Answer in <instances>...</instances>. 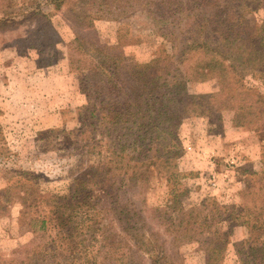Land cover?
Returning <instances> with one entry per match:
<instances>
[{
    "label": "rangeland",
    "instance_id": "obj_1",
    "mask_svg": "<svg viewBox=\"0 0 264 264\" xmlns=\"http://www.w3.org/2000/svg\"><path fill=\"white\" fill-rule=\"evenodd\" d=\"M55 1L0 0V21L4 20L0 22V264H28L39 244L55 239L51 215H43L48 208L41 204L32 208L30 195L65 197L102 177L103 144L91 150L98 135H91L85 111L95 81L83 89L81 68H85L76 61L84 58L83 53L104 50L126 63L144 65L150 77L168 73L175 97L196 99L193 106L186 105L195 112L178 130L180 144L169 151L167 162L153 168L152 178L138 187L140 194L132 195L120 185V173L113 169L105 180L106 185L115 183L109 195L95 196L114 201L116 211L143 210L140 215L150 230L165 239L164 247L178 257L174 263L211 264L206 247L220 237L223 249L218 264H240L238 248L251 243V235L227 217L231 209L244 204V195H264L260 175L264 115L260 127L254 120L237 126V105L249 96L244 89L264 93V85L247 77V84L238 88V72L221 84L217 77L203 78L200 68H187L205 59L189 52L193 40L208 36L212 42L217 33L231 39L243 30L231 13L233 6L223 11L222 0H88L85 5L81 0H64L56 10ZM234 5L254 8L257 2L238 0ZM81 9L92 18L90 27L75 19ZM254 21L258 18L247 16L248 34ZM203 24L206 27L201 28ZM223 47L225 52L229 46ZM175 54L183 62L179 70ZM260 109L257 106V114ZM19 182L30 195L19 188ZM6 187H10L7 193ZM175 195L181 208H172ZM48 200L53 208L58 203L54 197L45 198V203ZM142 200L145 204L140 206ZM188 210L194 211L192 217L201 212L198 220L207 221H197L190 236L176 245L170 233L186 228ZM118 217L111 210L109 218L121 230ZM165 222L170 232L165 231ZM41 231H46L43 238L36 235Z\"/></svg>",
    "mask_w": 264,
    "mask_h": 264
},
{
    "label": "trees",
    "instance_id": "obj_2",
    "mask_svg": "<svg viewBox=\"0 0 264 264\" xmlns=\"http://www.w3.org/2000/svg\"><path fill=\"white\" fill-rule=\"evenodd\" d=\"M63 1L56 0L52 5L59 10ZM86 1L88 0H81L80 3L85 5ZM237 1L222 0L221 6L223 11L233 6L231 13L237 16V25L243 30L240 29L231 39L217 33V38L212 42L207 40L208 36L193 40L189 52L199 54L205 59L195 65L189 64L187 68L196 71L200 68L203 78L217 77L221 84L227 82L230 74L234 76V73L238 72L241 75L240 81H236L237 86L239 83L238 88L247 84V77L264 85V14L263 17L259 16L264 0H256L257 7L254 8L236 6L234 4ZM248 15H252L254 19L258 18V22L254 21V25L249 27V34L246 32ZM75 19L80 23L87 22L88 27L93 22L83 9L75 15ZM206 20L204 18L202 22ZM203 27L206 25H201V28ZM225 43L229 47L224 52ZM97 53H83L84 58L76 62L81 65L79 67L85 68H81L83 89L87 90L95 81L90 86L92 95H87L89 101L85 111L89 112L87 122L88 127L92 129L91 135H98V140H93L95 145L91 150H95L97 144H103L102 177L94 183H83L65 197L53 194L49 196L42 192L36 196L30 195L24 184L16 183L25 195L32 197V208L37 209L40 204L48 208L43 215L44 218L51 215V230L55 233L54 240L45 241L43 245L36 247L34 251L37 252L35 256L38 258L31 255L28 264H177L173 261L178 257L164 247L167 241L160 240V236L152 232L141 217L143 210L126 211L122 208L116 211L112 207L114 201H108L105 197L97 199L95 195H109L108 190L112 189L115 183L106 185L105 180L113 169L120 173V185L133 191L132 195L140 194L137 189H141L152 178L153 168L167 162L169 151L180 144L178 130L184 119L195 112L186 105L193 106L196 97H175L166 77L168 73L165 76L156 73L150 77L142 64L126 63L121 57L109 55L108 50ZM174 57V65L179 70L183 62L176 54ZM237 64L242 69L236 68ZM157 65L158 62H155L153 66L156 70ZM244 91L249 96L243 93L245 97L241 100L242 105H237L235 122L237 126H244L254 120L260 127L263 117L261 115H264V93L247 89ZM229 98L233 100L234 95ZM179 104L182 107H179ZM257 106H261L258 114ZM101 130H104V134ZM262 155L264 156V153ZM260 175L263 177L264 172ZM11 184L7 186H14ZM9 188H5L6 193ZM52 197L58 200L54 208L50 204L51 200L46 203L44 201L45 198ZM244 198V204L237 210L231 209V214L227 217L236 220L238 225L248 230L251 235L252 242L238 248L240 264H264V195L256 192L244 195ZM173 201L176 205L172 208H181L177 195ZM140 204H145V200ZM111 210L114 216H119L117 222L121 230H118V225L115 226L109 218ZM193 214L192 210L184 213L186 228L183 231L171 232L173 240L171 237L169 241L172 240L177 245L181 241L180 238L185 240L186 236H190L188 234L197 221H207L206 218L198 220L201 212L199 216L196 214L192 217ZM44 222L41 221L42 226ZM164 226L165 231H169L166 222ZM41 230L44 228L41 227ZM45 233L46 231H41L36 235L43 238ZM209 243L206 247L207 259L211 264H218L223 249L222 240L217 237Z\"/></svg>",
    "mask_w": 264,
    "mask_h": 264
}]
</instances>
